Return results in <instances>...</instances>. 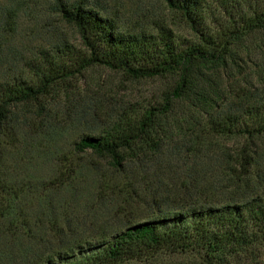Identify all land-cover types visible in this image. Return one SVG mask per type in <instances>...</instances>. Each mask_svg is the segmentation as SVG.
I'll return each mask as SVG.
<instances>
[{"label":"rangeland","instance_id":"374dc122","mask_svg":"<svg viewBox=\"0 0 264 264\" xmlns=\"http://www.w3.org/2000/svg\"><path fill=\"white\" fill-rule=\"evenodd\" d=\"M53 2L0 0V83L25 76L28 62L42 52L64 44L80 49L77 31L60 19ZM99 5L130 32L154 31L163 24L179 36L193 35L164 0H101ZM247 47L251 55L238 62L242 70L208 73L209 89L222 97L215 106L218 113L255 103L264 94V33L250 38ZM170 86L169 77L133 80L94 67L53 97L45 113L18 119L12 138L0 141V264H40L70 243L145 218L146 207L158 199L154 191L174 186L176 178L201 181L216 202L264 192V136H214L207 118L195 127L186 124L182 108L173 116L174 132L153 157L147 178L140 169L115 173L108 160L75 150L83 135L100 133L131 105L154 104ZM103 186L118 190L106 197ZM6 188L16 193L11 200L3 195ZM154 264L196 261L162 255Z\"/></svg>","mask_w":264,"mask_h":264},{"label":"trees","instance_id":"16d2710c","mask_svg":"<svg viewBox=\"0 0 264 264\" xmlns=\"http://www.w3.org/2000/svg\"><path fill=\"white\" fill-rule=\"evenodd\" d=\"M100 1L54 0L57 15L77 31L80 49L64 44L42 52L28 62L25 76L0 83V141L12 138L18 119L45 113L53 97L94 67L133 80H171L154 104L131 105L100 133L83 135L75 143L77 152L91 151L108 160L110 171L140 169L147 178L153 157L174 132L173 116L180 108L188 125L207 118L214 136H264V94L255 103L218 113L215 106L222 97L207 83L210 72L243 69L238 62L251 55L249 39L264 33V0H164L193 34L185 37L163 24L154 31L130 32ZM70 166L66 169L74 173ZM185 178L154 191L158 199L146 207L145 218L70 243L40 264H154L162 255L192 257L196 264H264V192L216 202L201 181ZM103 189L111 197L118 186ZM3 195L11 200L16 193L6 188Z\"/></svg>","mask_w":264,"mask_h":264}]
</instances>
